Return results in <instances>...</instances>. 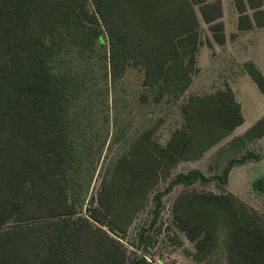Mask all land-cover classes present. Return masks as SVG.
Returning <instances> with one entry per match:
<instances>
[{
    "label": "trees",
    "instance_id": "trees-1",
    "mask_svg": "<svg viewBox=\"0 0 264 264\" xmlns=\"http://www.w3.org/2000/svg\"><path fill=\"white\" fill-rule=\"evenodd\" d=\"M234 2L240 30L252 27L248 9L264 25L263 0ZM221 16L220 0H0V264H146L127 260L117 237L180 160L201 158L243 122L228 85L190 92L201 20L222 44ZM242 67L264 95L262 72ZM131 70L142 74L140 102L180 100L184 123L165 144L154 135L160 120L139 130L88 197L95 141L102 150L123 136L114 90ZM263 134L264 115L227 153ZM251 153L228 160L222 183L234 165L258 159ZM197 180L210 179L192 169L165 191ZM253 187L264 193V176ZM163 194L152 197V222ZM172 215L195 261L221 247L225 264H264V215L235 194L184 190Z\"/></svg>",
    "mask_w": 264,
    "mask_h": 264
},
{
    "label": "rangeland",
    "instance_id": "rangeland-1",
    "mask_svg": "<svg viewBox=\"0 0 264 264\" xmlns=\"http://www.w3.org/2000/svg\"><path fill=\"white\" fill-rule=\"evenodd\" d=\"M201 28L202 44L198 52L199 72L193 78L191 93H210L223 86L225 80L237 78L241 73L240 55L247 57L249 54H245V52L250 51L253 42V40L250 41V38L236 39V36H231L229 42L226 41L223 46H219L212 38L209 25L202 20ZM243 52L244 54H242ZM96 74H98V69L96 72L94 71V75ZM141 80V72L131 70L114 90L115 94L121 98L117 108L119 109L123 136L116 141H111V138H108L102 150L98 141H95V146L91 148V152L94 154L95 169L88 197L92 191L97 189L105 169L113 164L121 153L128 150L131 140L139 130L152 126L160 120L154 135L156 140L165 144L172 132L184 123L180 110V100L173 103L165 100L159 104L140 102L139 85ZM254 88L257 89L256 86ZM257 91L259 90L257 89ZM228 141L226 139L219 146L208 149L199 159L180 160L171 169L169 175L159 180L150 190L145 207L135 214L126 235L123 238L117 237L126 250L127 260L138 255L145 259L146 264H225V256L221 247H218L212 255L202 262H197L192 258L193 243L185 237L174 221L172 204L175 197L184 190L195 189L215 193L231 192L246 205L264 215V193L253 187V182L262 175L260 169L253 162L244 168H238L229 173L227 183H222L220 180L228 160L235 156L238 159L247 152L243 148L238 149L230 157V153L228 154L226 149ZM251 154L255 158L258 155L256 152ZM192 169H199L210 180L205 183L199 180L191 184L178 183L165 191L178 173H186ZM156 192H163L164 194L161 199L159 216L155 222H152L154 208L152 197ZM86 204L87 201L84 202L83 209ZM141 239L146 242L143 249L138 247Z\"/></svg>",
    "mask_w": 264,
    "mask_h": 264
},
{
    "label": "crops",
    "instance_id": "crops-1",
    "mask_svg": "<svg viewBox=\"0 0 264 264\" xmlns=\"http://www.w3.org/2000/svg\"><path fill=\"white\" fill-rule=\"evenodd\" d=\"M220 2L222 5V16L220 18V21L223 24L224 42L222 44H219L214 40L216 44H218L219 46H223L226 41H230L231 36H236V39L243 37L250 38V41L253 40V42L251 44L252 47L250 51L245 52V54L247 53L249 55L247 57H243L242 55H240V61L242 62L240 63V75H238L237 78L233 77V79L229 81L225 80L222 84L223 86H221L224 87L228 85L232 89L235 100L240 105L243 122L240 125L236 126L231 134L222 139L215 146H219L226 139L230 141L234 137L242 136L251 126L256 123L257 120H259L264 115V95L260 92L257 85L252 81L250 76L246 72H244L242 67V64L245 61H252L264 75V63H262L264 62V25L257 26L254 23L252 10L248 9L247 13L250 14L249 18L252 22V27L248 30H240L238 27L239 12L234 0H220ZM261 10H263L264 12V0ZM229 23H231V25H229ZM230 28L232 29L230 30ZM242 54H244V52ZM254 86H256L259 91H257ZM243 149L248 152L258 153V159L256 161L248 160L241 164H236L231 168L230 173L238 168H244L245 166H248L253 162V164L260 169V174L264 176V134L260 138L246 142V145L243 147Z\"/></svg>",
    "mask_w": 264,
    "mask_h": 264
}]
</instances>
